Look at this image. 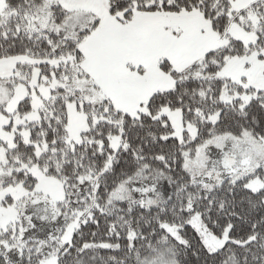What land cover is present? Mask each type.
<instances>
[{"label":"snow or ice","instance_id":"snow-or-ice-1","mask_svg":"<svg viewBox=\"0 0 264 264\" xmlns=\"http://www.w3.org/2000/svg\"><path fill=\"white\" fill-rule=\"evenodd\" d=\"M0 264H264V0H0Z\"/></svg>","mask_w":264,"mask_h":264}]
</instances>
